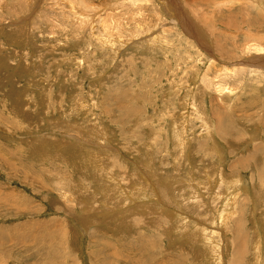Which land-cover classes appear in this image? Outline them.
<instances>
[{"label":"rangeland","instance_id":"rangeland-1","mask_svg":"<svg viewBox=\"0 0 264 264\" xmlns=\"http://www.w3.org/2000/svg\"><path fill=\"white\" fill-rule=\"evenodd\" d=\"M0 264H264V0H0Z\"/></svg>","mask_w":264,"mask_h":264},{"label":"bare ground","instance_id":"bare-ground-1","mask_svg":"<svg viewBox=\"0 0 264 264\" xmlns=\"http://www.w3.org/2000/svg\"><path fill=\"white\" fill-rule=\"evenodd\" d=\"M82 15V14H81ZM88 23V22H87ZM83 24V23H82ZM102 34V33H101ZM224 113V112H223ZM228 113V112H227ZM214 114V113H213ZM225 114H226V112H225ZM234 115V114H233ZM225 117L226 116H224L223 117V119H225ZM203 118V117H202ZM228 120L229 121H231V123H233L234 122V120H230V116H228ZM215 122V121H214ZM208 124V123H207ZM215 127H214V129H212V131L214 132V133H216V134H212V136L214 137V139H216V137L217 136H219V139H222V137L223 136H221V134H220V131H219V129H218V127H219V122H218V120H216V122H215ZM238 124H240V123H238ZM222 125V124H221ZM241 125V124H240ZM223 126V125H222ZM224 127V126H223ZM183 128V127H182ZM185 128V127H184ZM213 128V127H212ZM210 129H211V127H210ZM209 129V130H210ZM228 130V129H227ZM178 131V130H177ZM211 131V130H210ZM223 131H225V130H223ZM209 132V131H208ZM210 133V132H209ZM212 133V132H211ZM176 134H178V132L176 133ZM225 134H226V132H225ZM179 135V134H178ZM227 135V134H226ZM175 136H177V135H175ZM239 136V135H238ZM219 143V142H218ZM195 148V147H194ZM255 148V149H254ZM258 150H259V147H253V151L251 152V153H249V155H251V156H253L254 157V155L258 152ZM221 153V152H220ZM247 154V153H246ZM262 155V154H261ZM245 159H243V160H238V163H242L243 161H244ZM256 163H255V169L258 171V172H260V171H262L263 170V168H262V166H261V164L258 162V160H256L255 161ZM201 181V180H200ZM240 182H241V180H240ZM221 184H223L222 185V189H223V191L224 192H226V193H230V192H232L233 190H235V188H236V186L233 184V183H229V182H226L224 179H221V182H220ZM229 216L226 214V215H223L222 213H220V222L222 223V225L224 226V222L226 221V219L228 218ZM254 218V217H253ZM256 218V217H255ZM257 223V222H256Z\"/></svg>","mask_w":264,"mask_h":264}]
</instances>
